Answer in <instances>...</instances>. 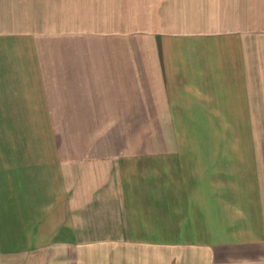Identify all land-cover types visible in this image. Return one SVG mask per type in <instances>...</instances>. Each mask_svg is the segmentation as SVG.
I'll return each instance as SVG.
<instances>
[{
    "label": "crops",
    "instance_id": "crops-1",
    "mask_svg": "<svg viewBox=\"0 0 264 264\" xmlns=\"http://www.w3.org/2000/svg\"><path fill=\"white\" fill-rule=\"evenodd\" d=\"M0 264H264V0H0Z\"/></svg>",
    "mask_w": 264,
    "mask_h": 264
}]
</instances>
